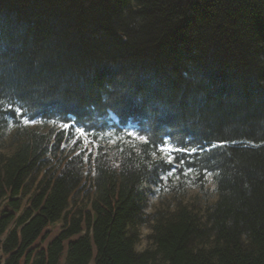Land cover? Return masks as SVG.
<instances>
[{
    "label": "trees",
    "instance_id": "trees-1",
    "mask_svg": "<svg viewBox=\"0 0 264 264\" xmlns=\"http://www.w3.org/2000/svg\"><path fill=\"white\" fill-rule=\"evenodd\" d=\"M8 125L0 264H264V0H0ZM193 175L215 201L146 215Z\"/></svg>",
    "mask_w": 264,
    "mask_h": 264
},
{
    "label": "rangeland",
    "instance_id": "rangeland-1",
    "mask_svg": "<svg viewBox=\"0 0 264 264\" xmlns=\"http://www.w3.org/2000/svg\"><path fill=\"white\" fill-rule=\"evenodd\" d=\"M22 125L25 127H30L34 129H38L39 131H48L47 127L45 126L47 124H44L42 122H38L35 120H25L23 119L21 121ZM15 127H12V125H8V128L4 130L0 134V158L1 155H8L13 150L12 147V134ZM62 129V128H61ZM96 134V133H95ZM95 134L91 135V138L88 137V135L83 132L82 130H74L72 132H67L65 139L66 143L64 144L63 148L65 149L64 154H68L69 152L73 153H86L88 155L91 151H93L94 148H98L99 145L98 142H101V135L97 136V141L95 143H92L91 139L94 138ZM110 132H107L105 137L108 139L110 137ZM135 137V136H133ZM139 139V138H138ZM142 140V139H140ZM97 145V146H96ZM174 173H172L173 175ZM190 181L184 183L183 188L180 190H173L170 188L169 178H165L163 183L156 188H154L149 195L147 206L145 209V213L147 216L153 215L159 210L164 209H174L177 202H183V204H186L189 207L194 206L195 208L203 209L206 204L215 201L216 195H215V187L214 183L211 177H208L205 180V184L202 185V183H199L198 185H195L193 182L196 181L195 176L193 175ZM179 179L177 178L173 183L172 186L175 187L178 185ZM81 195V193H80ZM29 197H26L24 200V203L27 202ZM81 201V196L78 198ZM62 227V223L59 222L56 225L50 227L47 229V231L51 232V235L49 237V240L55 237L60 229ZM151 234L150 225H144L140 228V243L138 244L137 250L143 251L145 250L150 242H149V235ZM1 257V256H0Z\"/></svg>",
    "mask_w": 264,
    "mask_h": 264
},
{
    "label": "snow or ice",
    "instance_id": "snow-or-ice-1",
    "mask_svg": "<svg viewBox=\"0 0 264 264\" xmlns=\"http://www.w3.org/2000/svg\"><path fill=\"white\" fill-rule=\"evenodd\" d=\"M65 127H67V125H65ZM139 139H144L143 137H139Z\"/></svg>",
    "mask_w": 264,
    "mask_h": 264
}]
</instances>
